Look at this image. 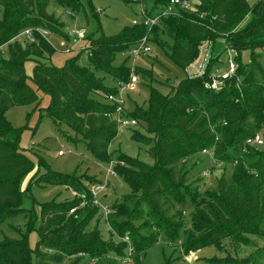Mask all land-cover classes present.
Masks as SVG:
<instances>
[{
    "label": "trees",
    "instance_id": "1",
    "mask_svg": "<svg viewBox=\"0 0 264 264\" xmlns=\"http://www.w3.org/2000/svg\"><path fill=\"white\" fill-rule=\"evenodd\" d=\"M51 1L76 14L84 10L81 0H0V48L7 46L8 52L7 58L0 55V226L20 212L29 211L22 208V197L34 183L64 185L80 192L81 197L41 203L37 229L34 212L30 211L33 215L27 232L20 238L6 236L0 240V264L59 263L65 256L78 253L107 257L96 264H115L107 254L113 252L123 261L128 245L121 240L115 246L111 240L105 241L99 230H88L100 208L91 206L94 196L83 175L77 171H54L42 160L46 170L22 190V182L34 169V163L20 147L23 127H15L7 112L14 106L32 104L40 109L38 90H42L51 96L50 105L44 108L46 114L81 135L98 160L110 161V145L119 132L117 121L110 116L116 106L99 97L118 91L117 86L104 83L106 76L115 82H126L133 71L145 78L153 77L149 69L131 68L126 63L128 58L122 64H114L118 54L138 47L149 27L141 23L125 26L115 35L90 33L79 56L57 67L40 60L55 49L38 29L69 37L48 11ZM170 1L156 3L161 8ZM197 1L194 10L176 5L152 31L155 36L168 34L172 43L163 42L169 45L167 55L183 69L199 56L204 42L224 37L228 47L236 51L237 79H221L214 88L210 64L204 73L184 78L170 94L151 86L147 107L128 114L137 123H145L153 135L132 134L134 140L148 147L153 164L119 156L124 165H116V173L132 192L110 205L108 224L119 238H131L137 261L161 236L168 243L182 241L189 253L238 235L264 232V145L245 144L248 137L264 130V0L254 5L248 0ZM29 28L35 40L17 41ZM245 50L251 51L248 62L242 61ZM82 52L87 53V65L78 63ZM32 58L37 90L28 84L24 67ZM204 149L213 150L217 162L232 165L233 172L220 177L213 189L201 192L188 183L186 174L177 166ZM83 201L92 207L85 216L80 214L83 210L70 213ZM188 203L194 208L189 219L182 209ZM138 220L147 221L145 228L152 234L144 236L135 226ZM33 229L39 236L35 248L30 246L28 237ZM215 263L246 264L218 258Z\"/></svg>",
    "mask_w": 264,
    "mask_h": 264
},
{
    "label": "rangeland",
    "instance_id": "2",
    "mask_svg": "<svg viewBox=\"0 0 264 264\" xmlns=\"http://www.w3.org/2000/svg\"><path fill=\"white\" fill-rule=\"evenodd\" d=\"M258 0H249L251 5H254ZM84 10L79 14L73 13L68 7L62 6L55 1H51L48 6V11L54 14L57 19V24L69 35L62 37L55 33L43 35L41 30L38 32L46 37L54 47L55 51L40 60L55 65L57 67L64 66L72 58L79 56L80 52L85 49L89 42L87 36L96 31H103L106 35H115L119 33L125 26H131L133 20L142 14V8L150 16H158L164 9L159 7L156 0H134V2H126L124 0H81ZM198 4L197 0H190V9H195ZM173 10L172 12L174 11ZM2 8L0 7V17ZM168 13L162 15L167 16ZM160 16V15H159ZM148 29L145 37L148 38V44L152 47L150 53H134L133 51L118 54L114 61L115 65L122 64L126 58V63L131 68L142 67L153 72V77H143L142 74L132 73L139 77V81L135 87L128 86L131 80V75L124 85H120L119 81L105 77L104 83L110 86H117L119 98L124 101L123 116H128L130 112L137 108H146L147 101L150 95L151 86L157 88L163 94L172 93L174 87L186 77L204 73L211 64V73L213 80L222 79V74L230 68V63L235 64L237 69V61L235 59L236 51L228 47L224 37H218L214 42H204L200 49L199 56L187 68L183 69L175 65L171 58L167 55L169 45L172 43L168 34L165 32L155 36ZM46 30V29H45ZM75 30H83L84 36L78 37L72 34ZM35 40L33 34L28 35L23 32L17 37V41L31 42ZM159 42V44L157 43ZM163 42H168L164 44ZM0 55L8 57L7 46L0 48ZM251 57V51L245 50L242 52V61L248 62ZM264 64V55L261 58ZM78 63L81 65L88 64L86 52H82ZM35 66V58L25 62V72L27 74V82L35 90L38 89L33 81V72ZM235 69V70H236ZM41 98L40 109H35V104L14 106L7 112L8 119L15 127H23L20 147L32 159L34 169L25 177L21 188L25 190L29 181L34 182L38 176L43 173L46 168L42 164V160L47 162L49 167L57 172L71 174L77 171V174L83 175L86 186L92 192V189H97L99 185L106 186L97 193V197L92 192L96 199L92 201L91 206L100 208L99 212L88 225V230H99L105 241H112L115 246H118L122 240L127 243L126 258L120 261L115 253H108L111 262L115 264H216L215 259H232L245 261L246 264H264V232L261 235L245 234L238 235L237 238L224 239L218 245L206 247L198 251L187 253L182 241L178 243H168L161 236L159 241L152 246L146 248L142 252L141 260L137 261L134 255V246L130 237L119 238L117 233H113L108 224L109 214L104 205H107L110 210L115 201L120 200L123 196L132 192L131 187L116 173V165H124L123 161H119V156L127 155L133 158H138L141 161L153 164V159L148 153V147L133 139V133H139L144 136L153 137L148 133L146 124L143 122L133 126H119L118 135L114 138L110 145L111 160L102 162L98 160L87 145V141L73 129L66 125H59L50 116L46 114V109L51 103V96L42 90H38ZM108 94H104L99 98L107 103L112 104L107 98ZM43 109V110H42ZM44 111V112H43ZM42 112V115H41ZM30 114V117H28ZM264 134V130L262 131ZM63 150L64 154L59 152ZM204 149L190 157L179 162L177 168L183 170L186 174L188 183L192 187H199L200 191H207L216 186L218 179L222 176H230L233 172V166L217 162L213 150ZM113 173L111 172L112 170ZM85 177V178H84ZM75 191L59 184L51 183H34L27 193L22 197V208L29 210L28 212H20L19 214L9 218L0 226V240L9 236L20 238L27 232V223L34 212V228H38L41 223V203L56 200L64 202L72 200L74 197H81L80 192ZM107 195V196H105ZM100 203L103 205H100ZM89 204L83 201L77 210L81 211V215L85 216L90 210ZM78 208V209H77ZM83 208V209H82ZM183 209V214L189 219L193 212V205L188 203ZM72 213V212H70ZM147 221H135V226L145 235L152 234L153 231H148ZM190 225V222H189ZM36 229L30 230L28 233L29 244L32 248L38 241V232ZM130 246L133 251L129 253ZM51 252V251H49ZM35 257V256H34ZM106 256L98 258L89 253H78L67 255L59 263L51 264H96L98 261L105 260ZM35 260V259H34Z\"/></svg>",
    "mask_w": 264,
    "mask_h": 264
},
{
    "label": "built area",
    "instance_id": "3",
    "mask_svg": "<svg viewBox=\"0 0 264 264\" xmlns=\"http://www.w3.org/2000/svg\"><path fill=\"white\" fill-rule=\"evenodd\" d=\"M176 5H181L182 7L190 8V2L187 0H171L169 5L165 6L164 9L162 10V12L160 14H158V16L147 15V13L144 11V8H142V14L138 18L133 20V24L143 23L147 27L152 28L153 26H155L159 23V19L162 15H164L166 13L169 14L173 10V7H175ZM41 32L43 35H49L50 34V32L48 30H45V29H42ZM24 33H27L28 35H30V34H33V30L31 28H29V29H26L25 31H23V34ZM72 34L75 36H78V37H83L84 31L83 30H75L72 32ZM151 51H152V47L148 44V38L147 37H144L142 39V41L140 42V44L138 45V47L133 50V52L136 54L141 53V52L142 53H150ZM235 69H236L235 64L233 62H231L229 70L227 72H225L224 74H222V76H221L222 79L233 77L234 73H235ZM138 81H139V77L136 74L132 73L131 80L127 85L131 86V87H135L136 84L138 83ZM221 82H222V80L220 81V80L214 79L212 86L214 88H216L219 84H221ZM120 85H124V83L120 82ZM120 90H119V92H120ZM119 92L118 93H110L107 95L108 100L111 101L112 104H115V106H116L115 112H113V114H111L110 116H112L113 119H115L117 121L118 125L121 127L133 126V125L137 124V120L134 118H128L126 116H123L124 101L122 98H119ZM245 144L248 146H254V145L255 146H263L264 145V134L262 133V131H258L253 136L248 137L246 139ZM59 154L63 155L64 154L63 150H61L59 152ZM111 172L113 173L114 171L112 170ZM105 186H106V184H105ZM105 186L99 185L96 190L92 189V192L96 196L97 193L100 192ZM74 193L76 195V191ZM96 202L99 203V201L97 199H96ZM100 205H102V204L100 203ZM104 208H105L107 213L111 212L110 208L107 205H104ZM74 211H75V208L71 209V212H74ZM132 251H133V249L130 246L129 253L132 254Z\"/></svg>",
    "mask_w": 264,
    "mask_h": 264
},
{
    "label": "water",
    "instance_id": "4",
    "mask_svg": "<svg viewBox=\"0 0 264 264\" xmlns=\"http://www.w3.org/2000/svg\"><path fill=\"white\" fill-rule=\"evenodd\" d=\"M236 79H237V77H236V75H234V76L232 77V80L235 82Z\"/></svg>",
    "mask_w": 264,
    "mask_h": 264
},
{
    "label": "crops",
    "instance_id": "5",
    "mask_svg": "<svg viewBox=\"0 0 264 264\" xmlns=\"http://www.w3.org/2000/svg\"><path fill=\"white\" fill-rule=\"evenodd\" d=\"M249 1V0H248ZM105 196H107V195H105Z\"/></svg>",
    "mask_w": 264,
    "mask_h": 264
}]
</instances>
